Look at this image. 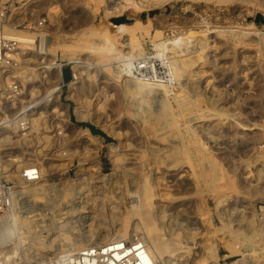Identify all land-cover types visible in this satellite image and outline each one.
Returning a JSON list of instances; mask_svg holds the SVG:
<instances>
[{
	"label": "rangeland",
	"instance_id": "obj_1",
	"mask_svg": "<svg viewBox=\"0 0 264 264\" xmlns=\"http://www.w3.org/2000/svg\"><path fill=\"white\" fill-rule=\"evenodd\" d=\"M119 1L15 5L7 24L46 31L51 54L20 44L10 71L0 67L2 165L19 190L2 264H54L69 251L86 264L79 248L120 239L126 218L122 238L149 247L143 221L128 213L131 192L146 182L159 183L151 215L168 247L155 264H264V23L248 19L264 15V0ZM122 17L135 22L115 32ZM128 32L140 43L130 60ZM180 59L191 62L187 71ZM155 115L165 122L150 133Z\"/></svg>",
	"mask_w": 264,
	"mask_h": 264
},
{
	"label": "bare ground",
	"instance_id": "obj_2",
	"mask_svg": "<svg viewBox=\"0 0 264 264\" xmlns=\"http://www.w3.org/2000/svg\"><path fill=\"white\" fill-rule=\"evenodd\" d=\"M105 1V0H104ZM124 0H120L119 1V3L120 2H123ZM118 3V4H119ZM109 4V3H108ZM114 20H116V19H114ZM133 22H135V21H132V22H130V21H122V20H118V21H116V23H112V25H113V27H115V32L116 31H118L119 29H123L124 31V33L126 32V30L124 29V28H127L131 23H133ZM43 24V21L41 20L40 21V24L39 25H42ZM109 24V23H108ZM111 25V24H110ZM113 29V28H112ZM5 30H6V32H7V34H9V35H11V36H13V37H15L16 39H18L19 40V45L21 44L22 46H23V48H32L33 47V45L35 46V48L37 49V53L38 54H41L43 57H45V58H48V56L51 54V45L49 44V41H50V38H49V36H50V34H48L46 31H44V30H42L39 34H34V33H28V32H26V31H22V30H18V29H16L15 27H13V26H11L10 24H6V26H5ZM108 32H110V33H113V32H111V31H108ZM128 33H130V35H131V44H130V46H131V50H129V51H127L126 53V55L128 56V58H129V60L131 59V58H134V54L133 53H130L131 51H134L135 49H138L139 47H140V43L138 42V39H137V36H136V32H128ZM165 42V41H164ZM188 43V42H187ZM156 43H154V45H155ZM19 45H18V47H19ZM158 47H160V49H162L163 47H161V46H163V42H160V43H157L156 44ZM18 47L16 48V50L18 49ZM179 48V47H178ZM140 49V48H139ZM16 50L11 54V56H12V60H13V56H15V58H17V59H19L20 57H19V54H20V52H16ZM121 51V50H120ZM161 53V52H160ZM143 59V61H153L154 59H155V56H143L142 57ZM181 61H180V65H179V68L180 67H182V70L184 69V70H188L189 68H190V66H191V62L190 61H188L187 59H180ZM12 62V61H11ZM11 62L9 63V64H4V65H2V67H3V70L2 69H0V70H2V74H4L5 72H8V71H10V66H11ZM177 62V61H176ZM55 62H53V63H49V64H46V67H53V66H51L52 64H54ZM54 67H56V71H55V73H56V76L58 77V83H57V85H55L52 89L53 90H50V91H58L60 88H61V86L59 85V81L61 80V68H60V66H56V65H54ZM183 72V71H182ZM19 73H21V71L19 72ZM127 73V72H126ZM0 77H1V75H0ZM1 81H5V77L3 76V78H2V80ZM127 82H129V81H127ZM70 84H71V82H70ZM137 84H138V82H137ZM141 85H140V89H143L146 85H142V83H140ZM128 86H130L129 84H127ZM132 87H133V85H131ZM132 87H130L129 89H134V88H132ZM164 87V86H163ZM136 88H139L138 86H136ZM139 89V90H140ZM166 90V89H165ZM6 90H4L2 93H4ZM136 91V90H135ZM136 93V92H135ZM137 94V93H136ZM180 95H181V93H180ZM134 96V95H133ZM143 97V96H142ZM131 98H133V97H131ZM136 98V97H135ZM168 101V100H167ZM191 101V100H190ZM119 102H120V104H121V102H122V100H121V98L119 99ZM176 102V101H175ZM174 102V103H175ZM184 102V101H183ZM183 102H181V103H183ZM186 103L188 102V101H185ZM137 103H138V101H137ZM179 104V103H178ZM187 104H189L188 105V107H191V109H192V106H191V104H193V102L191 103V102H188ZM166 105V104H165ZM181 105V104H180ZM183 105H185V104H183ZM194 106V105H193ZM195 106H198V104L197 105H195ZM163 108H165V107H163ZM168 108V107H167ZM177 108H179V105H178V107ZM181 108V107H180ZM184 108V107H183ZM196 108V107H195ZM197 108H199V106L197 107ZM196 108V110H199V109H197ZM189 109V108H188ZM188 109H183V110H187L188 111ZM173 110V109H172ZM179 110H182V109H179ZM162 111V110H161ZM166 111H168L169 112V110H165V112ZM171 111V110H170ZM201 111V110H200ZM64 112H65V115H68V109L67 108H65L64 109ZM190 112V111H189ZM170 113V112H169ZM169 113H167V114H169ZM174 113V112H173ZM183 113V112H182ZM193 113V112H192ZM197 113H199V112H197ZM157 114H159V113H157ZM170 114H172V112L170 113ZM188 114H190V113H188ZM194 114L196 115V113L194 112ZM149 115V114H148ZM161 115L163 116V114L161 113ZM179 115H181V114H179ZM182 115H184V114H182ZM186 115H187V113H186ZM201 115V114H200ZM199 114H198V117L200 116ZM203 115V114H202ZM158 116H160V115H158ZM194 116V115H193ZM197 116V115H196ZM204 116V115H203ZM203 116H201V117H203ZM147 117V116H146ZM155 118V120H153L152 121V119L150 118L149 120L146 118H144V122H146L147 120L148 121H150L149 122V124L148 125H150V126H152V127H150V133L152 132V133H157V131L158 130H160V129H162V128H160L159 129V123H160V119H161V117H156V115L154 116ZM164 117H166V116H164ZM184 117H186V116H184ZM163 118V117H162ZM167 118V117H166ZM195 118V117H194ZM78 119H82V116L81 115H78ZM143 119V118H142ZM172 119H174V118H172ZM166 120V119H165ZM187 120V119H186ZM165 122V121H164ZM164 122L162 123V124H164ZM191 122V121H190ZM160 123V124H161ZM166 123H167V121H166ZM172 123L173 124H176V120H175V122L172 120ZM168 124V123H167ZM147 125V126H148ZM170 125H171V123H170ZM186 125V124H185ZM167 126V125H166ZM165 126V127H166ZM188 126H190V124H188ZM163 127V126H162ZM170 127V126H169ZM169 127H167V129H165V131L167 130L168 131V128ZM175 127H177L176 125H175ZM175 127H173L174 129H175ZM187 127V126H186ZM149 128V127H148ZM172 128V129H173ZM192 128V127H191ZM170 129V128H169ZM172 129H170V131L172 130ZM179 129V128H178ZM203 130H204V128H203ZM87 131V133H88V130H86ZM169 131V132H170ZM179 131V130H178ZM186 131H187V129H186ZM196 131V130H195ZM194 131V132H195ZM173 132V131H172ZM192 132V131H191ZM165 133V132H164ZM164 133H162V134H164ZM180 133V132H179ZM188 133V132H187ZM162 134H159L158 133V136L157 137H159V135H162ZM167 134V133H166ZM165 134V135H166ZM193 134H195V133H193ZM155 135H157V134H155ZM164 135V136H165ZM164 136H160V140H161V138H163ZM188 136H189V134H188ZM190 136H191V133H190ZM189 136V138L191 139V137ZM196 136H197V134H196ZM196 136H194L195 138H196ZM188 138V137H187ZM194 138V139H195ZM197 138H198V136H197ZM193 140V139H192ZM197 139H195V141H196ZM198 140H200V139H198ZM194 141V140H193ZM190 142H191V140H190ZM201 142V141H200ZM199 142V143H200ZM182 143H185V142H183V140H182ZM188 143V142H187ZM186 143V144H187ZM192 143V142H191ZM195 143H197V142H195ZM194 143V144H195ZM115 144V143H114ZM113 144V145H114ZM183 145H185V144H183ZM191 145H193V143L191 144ZM200 146H201V144H199ZM174 146V145H173ZM179 146V145H178ZM188 146V145H187ZM196 146V145H195ZM194 146V147H195ZM204 146V145H203ZM113 147V146H112ZM177 146H175V148H176ZM180 147H181V149L179 148V150H175V151H182V153H185V155L187 156L188 155V153L186 152V148L187 147H185L184 148V146H183V148H182V146L180 145ZM193 147V146H192ZM174 147L172 148V149H175ZM198 148V147H197ZM204 148V147H203ZM167 149V148H166ZM171 149V151H170V153H168L167 154V157L168 156H174V158H177V156H178V154L179 153H177V152H174V150H172ZM186 149V150H185ZM200 149H201V147H200ZM163 150V149H162ZM189 150L190 151H192L190 148H189ZM195 150V149H194ZM203 150V149H202ZM196 151V150H195ZM198 151V150H197ZM165 152V151H164ZM157 153V152H156ZM166 153V152H165ZM177 153V154H176ZM181 153V154H182ZM199 153H200V151H199ZM190 154V153H189ZM163 155V154H162ZM176 155V156H175ZM191 155V154H190ZM199 155H201V154H199ZM180 156V155H179ZM189 156V155H188ZM187 156V157H188ZM191 157V156H190ZM189 158V157H188ZM192 159V158H191ZM198 159H199V157H198ZM203 159V158H202ZM193 160V159H192ZM204 160H202V162H203ZM192 162V161H191ZM192 163H194V162H192ZM176 164V163H175ZM174 164V166H177V165H175ZM194 167V166H193ZM193 167H192V169H193ZM195 170V169H194ZM195 172V171H194ZM22 176V175H21ZM197 179V178H196ZM21 180V179H20ZM182 182H184V181H182ZM159 185V183L157 184V182H156V184H151L150 182H146V183H143V184H140V183H138V185H137V188L133 191V193L131 192V196L130 197H132V199H131V201H132V206H131V208H130V210H129V214H131V215H137L140 219H141V221H143L142 223H143V225H144V233L146 234L144 237H146V240H148V243L150 244L149 245V247H148V245H147V243L143 240V239H141V238H138L139 240H141L142 242H144V244H145V249L144 250H141L138 246H137V244L136 243H131V244H129V245H126L123 241L125 240V238H122V237H126V235H127V232H128V227H127V218L126 219H124V222H123V225L121 226V228H120V230H119V233L117 234V237L119 238V237H121L120 239H116V240H114V241H112V243H107V244H103V246H101V247H98V249L96 248V249H94V250H91V249H88L87 251H84L83 249L85 248V247H81V248H79V251L81 250L82 252L81 253H79V254H90V255H93V253L95 254V255H98V256H103L104 254H106L107 256H108V258H107V261L105 262V264H149L150 262L152 263V264H154V260H153V258H155V259H157L158 257H160L161 258V256H163V254H165V252H166V250H167V243L166 244H164V243H162V241L160 242L159 241V237L157 236V235H159V234H157V226H156V224H155V222L153 221V218H152V210L154 209V201H153V198H154V196L155 195H157V193L159 192V189L157 188V186ZM44 186V185H43ZM37 190V189H36ZM36 190H34V192L36 191ZM17 192H19V190H18V188L16 187V186H14V189H13V191H12V193L11 194H9V193H7V200H8V202H10V207H8V211L2 216V217H0V241H2L3 242V237H1L2 236V234H5V236H6V238H9L10 239V236L12 237V235H10V234H8V232L10 231V230H12L11 229V219L13 218V215L11 216L10 214H8V212L9 211H12L13 209H14V195L17 193ZM32 193V192H31ZM128 193H130L129 191H128ZM169 192H164V193H160V195H167ZM20 224V223H19ZM28 227L26 226V225H19L18 226V229H19V232L20 233H22V235L20 234L19 236V238H20V243L21 242H24L25 241V239L23 238V234H24V232H25V229H27ZM137 232V231H136ZM162 240V239H161ZM152 243V245H151V243ZM4 243V242H3ZM170 246V245H169ZM100 248V249H99ZM150 248V249H149ZM97 250H99L98 252H97ZM150 250L153 252H150ZM170 251V250H169ZM212 254H213V256H216V248H215V246H214V244H211V247H210V250H209ZM75 252V251H74ZM14 253H15V251H12V253L10 254V255H8L7 256V258L9 257V258H11L13 255H14ZM154 254V255H152V254ZM2 254V253H1ZM0 254V255H1ZM5 254V253H4ZM7 255V254H6ZM5 255V256H6ZM11 256V257H10ZM15 256V255H14ZM13 256V257H14ZM16 257V256H15ZM139 257H140V259L141 260H139ZM6 258V257H5ZM5 258H0V264H2L3 263V261H5L6 259ZM13 259V258H12ZM92 259H95V257L94 258H91V260ZM8 260V259H7ZM15 260V259H14ZM80 260H81V258H80ZM135 260H138V263L136 262L135 263ZM12 261V260H11ZM158 261V260H157ZM8 262H9V260H8ZM14 262V261H13ZM53 262H54V264H76L77 263V257L76 256H74V254L72 253V251H69V252H64V253H61V254H59V255H57V256H55V257H53ZM174 263V262H173ZM173 263H171V264H173ZM50 264H51V262H50Z\"/></svg>",
	"mask_w": 264,
	"mask_h": 264
},
{
	"label": "built area",
	"instance_id": "obj_3",
	"mask_svg": "<svg viewBox=\"0 0 264 264\" xmlns=\"http://www.w3.org/2000/svg\"><path fill=\"white\" fill-rule=\"evenodd\" d=\"M18 0H0V67L4 64H9L12 61L11 54L16 50V48L19 45V40L15 37L7 34L5 30V26L7 23H10L11 19L10 17L13 16L15 5L17 4ZM18 20V18H17ZM1 144H0V217H2L7 211L8 207H10V202L7 200V193L11 194L14 185H12L9 181H7L5 174H4V168L2 165V157H1ZM126 245L133 243H136L137 246L141 249H145V244L141 240L134 239L132 241H123ZM112 243V242H111ZM4 243L0 241V248H3ZM109 244V243H108ZM88 249L94 250L96 248H86L84 251H87ZM99 250H97L98 252ZM79 256L84 259L86 264H105L107 261L108 256L104 254L103 256H107L106 259L102 258L103 256H98L93 253V255L90 254H79ZM92 259L91 258H94ZM139 260L140 257H139ZM154 260V259H153ZM138 263V260H135V263ZM78 259L77 263L78 264ZM144 264V263H143ZM149 264H152L151 262ZM155 264V262H154Z\"/></svg>",
	"mask_w": 264,
	"mask_h": 264
},
{
	"label": "water",
	"instance_id": "obj_4",
	"mask_svg": "<svg viewBox=\"0 0 264 264\" xmlns=\"http://www.w3.org/2000/svg\"><path fill=\"white\" fill-rule=\"evenodd\" d=\"M249 20H254L255 22H262L264 23V15L262 13H257L255 15V17H249L248 18ZM118 20H122V21H130L131 19H128V18H125V17H122V18H119V19H116V21Z\"/></svg>",
	"mask_w": 264,
	"mask_h": 264
},
{
	"label": "trees",
	"instance_id": "obj_5",
	"mask_svg": "<svg viewBox=\"0 0 264 264\" xmlns=\"http://www.w3.org/2000/svg\"><path fill=\"white\" fill-rule=\"evenodd\" d=\"M83 124L89 126V128L92 130V132H97V133H102V134H104L100 129L95 128L93 125H91V124H89V123H83Z\"/></svg>",
	"mask_w": 264,
	"mask_h": 264
}]
</instances>
